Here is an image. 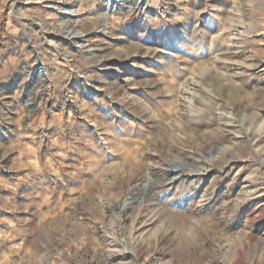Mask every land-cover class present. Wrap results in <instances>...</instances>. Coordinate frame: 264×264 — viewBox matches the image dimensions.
Segmentation results:
<instances>
[{"label":"rangeland","instance_id":"rangeland-1","mask_svg":"<svg viewBox=\"0 0 264 264\" xmlns=\"http://www.w3.org/2000/svg\"><path fill=\"white\" fill-rule=\"evenodd\" d=\"M60 1L0 0V264H264V0Z\"/></svg>","mask_w":264,"mask_h":264},{"label":"bare ground","instance_id":"bare-ground-1","mask_svg":"<svg viewBox=\"0 0 264 264\" xmlns=\"http://www.w3.org/2000/svg\"><path fill=\"white\" fill-rule=\"evenodd\" d=\"M143 1H145V0H136L135 5H137L138 3L141 4ZM78 2H79V0H72L69 3H63L60 1L58 4L59 6L55 7V9L62 15L63 19L65 18L68 21L75 20L74 18L76 17V6L78 5ZM106 2H107V5L111 6L113 10L117 9L118 6H124L125 5L123 0H106ZM67 25L64 27V29H66V31L63 32L65 34V36L79 41L80 42L79 46L81 48H83L86 45L85 43H83L84 42V35L79 30L68 28ZM231 159L232 158H228L225 160V162H229ZM171 166L174 169L176 168V166L173 164Z\"/></svg>","mask_w":264,"mask_h":264},{"label":"water","instance_id":"water-1","mask_svg":"<svg viewBox=\"0 0 264 264\" xmlns=\"http://www.w3.org/2000/svg\"><path fill=\"white\" fill-rule=\"evenodd\" d=\"M41 72V70H37L36 72L33 73V75L39 74ZM32 86V82H29L28 84V88ZM27 101V99H26Z\"/></svg>","mask_w":264,"mask_h":264}]
</instances>
